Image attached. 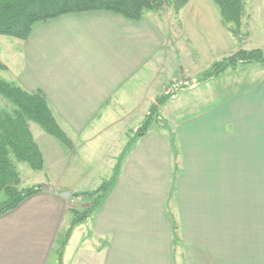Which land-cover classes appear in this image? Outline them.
I'll use <instances>...</instances> for the list:
<instances>
[{"label": "crops", "instance_id": "0c3cea01", "mask_svg": "<svg viewBox=\"0 0 264 264\" xmlns=\"http://www.w3.org/2000/svg\"><path fill=\"white\" fill-rule=\"evenodd\" d=\"M258 3L264 14V0ZM211 6L201 22L213 24L221 41L199 34V59H189L193 67L206 56L200 50L206 41L216 60L231 43ZM251 16L264 23V15ZM169 32L150 13L133 21L91 11L39 22L27 39L8 41L0 55L7 80L41 91L75 145L72 150L37 130L45 157L43 170L34 171L42 174L37 184L75 193L95 179L84 168L104 163L113 172L126 144L119 135L126 134L124 120L139 104L142 122L158 96L148 88L167 65L162 57L170 51ZM179 55L186 53H178L181 75L191 73ZM214 61H204L200 71ZM251 64L191 82L188 91L208 92L176 117L162 108L173 123L153 124L127 152L102 205L74 228L62 263L264 264V79H253L259 70L251 74ZM190 109L193 114L181 115ZM69 199L42 190L1 215L0 264H50L54 258L60 264L56 248L70 225ZM78 238L82 246L74 255Z\"/></svg>", "mask_w": 264, "mask_h": 264}, {"label": "trees", "instance_id": "16d2710c", "mask_svg": "<svg viewBox=\"0 0 264 264\" xmlns=\"http://www.w3.org/2000/svg\"><path fill=\"white\" fill-rule=\"evenodd\" d=\"M190 0H0V34L27 39L34 26L48 19L70 13L106 11L123 16L129 20L139 21L149 12L159 11L166 2L174 9H182ZM219 9L225 27L236 33L234 25H240L244 12L243 0H213ZM257 63L264 65V54L259 49L239 50L235 54L216 61L203 72L196 83L206 82L226 69L236 68L240 64ZM5 65L0 61V69ZM181 89V88H180ZM163 93L153 103L119 156L110 179L104 180L94 191L87 193L96 196L92 207L86 213L75 217L69 225L60 245L59 260L61 261L64 247L70 239L74 228L94 214L102 205L115 184L123 159L139 138L145 135L151 126L160 123L158 114L166 102L176 96ZM0 94L7 98L13 107L11 110L0 108V192L5 200L0 203V216L15 209L28 197L41 192L39 186L20 189L18 163H27L34 171H41L45 166L43 153L34 139L30 122L38 124L46 133L57 138L65 146L71 148V138L59 123L54 110L41 91H28L15 81L0 77ZM167 126V124H165ZM172 135V134H171ZM173 141V140H172ZM174 142V141H173ZM100 193V194H99ZM80 193H74L79 195Z\"/></svg>", "mask_w": 264, "mask_h": 264}, {"label": "rangeland", "instance_id": "374dc122", "mask_svg": "<svg viewBox=\"0 0 264 264\" xmlns=\"http://www.w3.org/2000/svg\"><path fill=\"white\" fill-rule=\"evenodd\" d=\"M199 1H202V7H200L201 4L198 7ZM258 1L259 0H255V1L254 0H243L244 12L242 15L241 24L237 25V26L233 24V28L236 31V33L231 32L229 30H228L229 31L228 32L226 30L227 35H228L227 37L229 38L231 43H230V46L225 48L226 51L225 50L221 51V53L225 52V56L216 60L215 58H217L219 55H216L213 53V51L211 50L213 47L212 48L209 47L208 43L206 41V44L204 43L205 44L204 47L200 49L201 52H206V56L201 57V59H202L201 61L195 62L194 67L191 66L192 62L189 63V59H191V60H198L199 59L198 58V51L195 50V49L199 48V46H200L199 44L202 42L200 40L199 34L206 32L208 34H212V36L208 35V36H210L211 40L215 39L216 41H221L220 35H219L217 29L215 28V26L213 24L208 25V24L201 22V18L203 17L202 13L204 12V9H205V7H207L208 3H212L213 6H211V7H215L217 9V11H219L218 7L215 5L214 1L213 0H192L191 4H188L189 3L188 2L185 5V6L188 5L187 10H185L186 17L188 18V20H185V22H182L183 19H185L184 18L185 16L180 13V11L183 10V8H185V6L178 11V10L174 9V7L172 6V4L170 2H166L164 4V6L159 11L149 12L150 14H152V16H154L159 21L160 24L163 25V27L165 29L170 30V32L168 34L169 41H170V45H169L170 51L168 52V54L166 56L163 55V57H162V59H164L167 62V65L165 64L164 67L161 68L159 76L154 75L155 78L152 81H150L151 83H153L152 90L148 88V92H151V91L157 92L155 94L158 96H156L154 103H156L157 98L160 95H162L163 93H165V94L168 93L170 95L171 93L175 94V92H177L176 93L177 95L174 96L173 98L169 99L166 102V104H164V106H163V107H165L167 114H169L168 115L169 117H170V115L172 117H176L177 113L181 112L185 107L189 108V107L193 106L195 99H197L199 95H201L205 92H208V90L206 88L201 89V92H200V90L188 91V89L185 88L191 82H194L196 79L200 78L202 76L203 72H205L211 66L212 63L203 72H202V70L200 71L201 64H205L204 61L214 59L215 60L214 62H216V61L222 60L226 57H229V56L235 54L239 50L259 49L264 54V23H260V20L256 19V16H255V14L258 15V17L260 15H264L263 10L260 9ZM252 14H254L255 17H252L251 16ZM209 16H213V15H209ZM219 17H221L220 12H219ZM194 18L196 20H193ZM197 20L201 24H197ZM178 36L183 37L182 41H180V43H179L180 38H178ZM202 38L205 39L203 36H202ZM15 39H19V38H16V37L10 36V35L0 34V55H1V53L3 54L4 52L7 51L6 44H8V41H11V40L14 41ZM205 47H207V49ZM180 52L186 53V55L182 56V57H181V55H179V57L182 58L184 65L191 68V70H193V71H191V73H188V74H193V73H195V70H198V71H196V72H198L196 75H188L186 73L185 74L183 73L181 75V73L184 71V69L181 67V63H180L179 58H178V53H180ZM188 53L190 54L189 56L187 55ZM12 57L14 58V55H12ZM1 59L2 58H0V61L5 65V68L0 69V77L7 80V78H8L7 74L8 73L4 72V71H7L8 67L6 66V64ZM251 65L252 66H250L249 68H246L249 70V72L251 74H253L255 69L259 70L258 76L253 77V79L263 80L264 79V66L260 65V64L256 65L254 63H252ZM255 67H257V68H255ZM240 69L241 68L237 69L235 74L240 72ZM242 70H244V69H242ZM244 71H247V70H244ZM148 80H150L149 77H148ZM247 81L250 82V80H247ZM146 90L144 92H146ZM144 97H145V95H144ZM134 100H136V99H133V101ZM139 101H140V99H138V103H139ZM131 104L132 103L129 102L127 104V106L131 105ZM132 106H134V104H132ZM143 106L145 107L146 103ZM12 107H13L12 103H10V101L7 98H5L4 96H2L0 94V108L11 110ZM138 109H142V105L138 104V108L135 109L132 113H130L127 116V118L124 120V121H126V125H127L126 134H123V133H122V135L119 134L121 139L124 140L126 143L124 145V147L122 148L123 151L126 149L127 144L130 142L131 138L134 136L135 131L139 128V126H141V118H142L141 114L142 113H139ZM193 113H194V109L193 110L190 109V110H187L185 113H182L181 115L188 116L189 114H193ZM157 117H158L157 120L160 122L161 126H164L165 124H167L170 127V124L168 121H170V122H172V121L165 114L159 113ZM29 124H30L31 132L34 136V139L37 142V144L39 145V147L43 153V156H44L43 149L41 148V146L37 140V136L39 135L37 130L41 131L40 133H43L45 131L38 124H36L34 122H30ZM168 126H167V128H168ZM173 130H175V129H173ZM171 131L172 130H170V132ZM115 138L117 139L119 137L117 135H115ZM67 148H69V147L67 146ZM74 148H75V145H74L73 141H71V149L74 150ZM44 160H45V157H44ZM17 168H18V171L20 174V183H19L20 189H24V188H28V187L36 186V185L40 186L42 184H45V183H42V184L36 183V182L41 181L42 174L34 172V170H32L27 163H23V162L18 163ZM81 168H83V167L81 166ZM84 170L87 171L89 174H92L95 179H92V181L90 183L86 184V187H82V188H84L83 191L75 192V193H80L79 195L74 196V193H72V198L69 199V202H68L69 204L67 206V214L68 215L65 219L66 224H68V222H69V224H71V222L75 219V217H78V216L82 215L83 213H86L87 211H89V209L92 207V201L96 198V196H94V195L89 196V195H87V193H89L90 191L96 190L102 184V182L104 180L110 179V177L114 173V169H113V172L111 171V173H110V167H108V169H106V165L104 163H99V166H97V167H95V165H94V166L88 167L87 169L84 168ZM69 174H70V172L66 173V176H68ZM61 176H64V174L62 172H61ZM48 184H50V183H48ZM3 200H5V195L2 192H0V203ZM92 215L88 216L87 219H89ZM176 221L177 222H176V224H174L173 228L175 229V233H176V229H177L179 231V235H180L179 221H178V219ZM66 232H67V230L66 231L63 230V232L60 235L58 245L56 248L57 256H59V251L62 247L60 245V243H61V240L63 239V237L65 236ZM177 235H178V232H177ZM80 240H81L80 238L75 239V241H76L75 244L77 245L75 247H77V249H76V251L73 250L74 255L80 254V252H78L81 250L80 246H82V243ZM65 247H64V250H65ZM91 251H92V249H91ZM91 254H92V252H91ZM63 257H64V252H63L61 258H63ZM54 259L51 261L50 264H56ZM59 263L64 264V263H62V259H61V261L59 260Z\"/></svg>", "mask_w": 264, "mask_h": 264}, {"label": "water", "instance_id": "95a60500", "mask_svg": "<svg viewBox=\"0 0 264 264\" xmlns=\"http://www.w3.org/2000/svg\"><path fill=\"white\" fill-rule=\"evenodd\" d=\"M40 187L43 189V190H48L50 192H53L55 195L59 196V197H62L64 199H69L72 195V192L68 191V190H59V189H56L52 184H42L40 185Z\"/></svg>", "mask_w": 264, "mask_h": 264}]
</instances>
